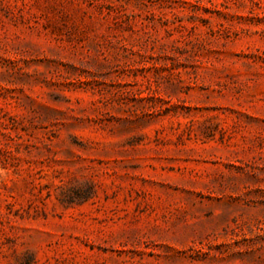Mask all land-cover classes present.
<instances>
[{
	"label": "rangeland",
	"instance_id": "obj_1",
	"mask_svg": "<svg viewBox=\"0 0 264 264\" xmlns=\"http://www.w3.org/2000/svg\"><path fill=\"white\" fill-rule=\"evenodd\" d=\"M0 264H264V0H0Z\"/></svg>",
	"mask_w": 264,
	"mask_h": 264
}]
</instances>
